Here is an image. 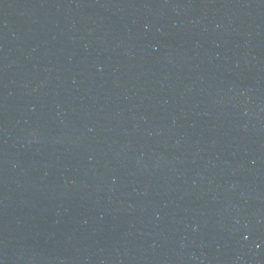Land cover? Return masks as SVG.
<instances>
[{
  "label": "water",
  "instance_id": "1",
  "mask_svg": "<svg viewBox=\"0 0 264 264\" xmlns=\"http://www.w3.org/2000/svg\"><path fill=\"white\" fill-rule=\"evenodd\" d=\"M0 264H264V0H0Z\"/></svg>",
  "mask_w": 264,
  "mask_h": 264
}]
</instances>
